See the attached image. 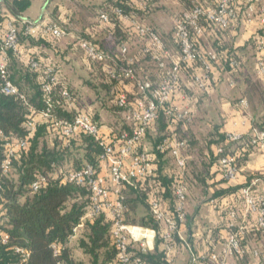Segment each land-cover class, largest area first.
Instances as JSON below:
<instances>
[{"label": "trees", "instance_id": "obj_1", "mask_svg": "<svg viewBox=\"0 0 264 264\" xmlns=\"http://www.w3.org/2000/svg\"><path fill=\"white\" fill-rule=\"evenodd\" d=\"M0 1L7 14L15 19L20 42L16 52L7 51L9 78L18 87L19 94L8 96L0 93V264H120L119 252L112 240L114 220L110 212L105 210L90 216L93 210L90 188L69 182L67 175L87 166L94 167L97 173L107 175L108 167L102 159L105 145L114 147L118 152L122 145V135L132 132L134 128L133 123L129 125L126 120L122 121L120 114L125 112L130 116L144 96L132 81L111 76L112 72L119 74L127 67V60L119 53L121 47H129V57L135 59L134 68L144 80L158 85L165 75L151 55L143 53L147 41L137 37L131 22L126 21L123 16L147 24L163 40L166 50L172 54L168 40L180 54L181 46L175 38V27L165 40V36L151 22L152 14L160 10L161 0H89L80 5L70 22L58 20V24L54 23L66 31V37L57 39L42 34L32 37L25 33L22 22L26 20L24 15L33 0ZM178 1L184 11L176 15V18L195 5L216 8L220 3V0ZM256 4L257 7L264 6V0ZM247 5L246 1L234 5L237 17L229 19L227 27H220L205 19L201 21L204 35L196 40V45L204 52L207 48L212 49L218 55V61L209 60L212 68L207 73L199 60L181 64V78L170 102L159 111L158 120L147 130L138 145L140 151H148L155 157L156 167L151 175L138 179L132 186L122 187L124 220L129 225L155 230L157 237L153 251H144L139 243H130L132 264H170V256L166 251L169 242L163 238L165 227L152 213L153 201H159L175 214V190L179 185L185 184L188 194L200 204L226 200L223 212L229 217L231 211L237 212L234 201L242 198L241 195L237 197V192L240 190L242 194L245 187L262 176L263 171L253 175L245 172L246 181L233 186L224 179L220 170V159L223 156H235L239 168L238 179L245 163L259 152L254 144L255 133L264 131V75L259 73V64L264 62V49L259 48L260 40L264 39V26H260L248 41L254 51V71L251 67L246 68L241 55L244 49L235 46L240 28L246 22ZM103 14L108 16V23L101 19ZM70 34L75 35V39L73 37V43H69L68 47L73 52L77 49L83 54L90 70V78L77 87L64 75L58 62L48 61L43 54L30 53L28 56L26 54V60L23 58L24 45L56 49L61 41L68 40ZM83 41L94 44L113 60L102 63L88 59L80 48ZM1 52L0 46V54ZM31 59L39 62L38 69L32 68ZM233 63L237 66H233ZM145 64L151 67H145ZM167 64L168 67L172 66L170 59H167ZM204 73L208 75V79L205 80V88L200 89L194 85V81L195 77ZM224 75L229 76V85L239 86L240 90L242 86V97L237 103L247 101V114L251 118L252 129L248 134L242 135L240 141L229 142L227 133L223 131L224 122L214 125L212 138L207 143L210 148L206 155L208 160H203L200 167L186 174L192 161L190 163V155L185 152L196 146L190 131L195 109L203 103L202 99L208 96L209 91ZM47 83L51 86L50 93L43 88ZM87 87L94 96L93 105L89 107H85L82 102V89ZM123 93L128 98L126 107H120L117 102ZM188 99L193 104L192 109L189 108V119H180L175 109L186 108L184 101ZM47 110L50 112L48 120L41 116ZM169 111H173V114H169ZM104 112L112 114L118 120L106 123L103 119ZM83 114L88 115L100 129L99 139L85 132L65 136L60 128L57 129L56 123L72 124ZM32 120L37 122L35 131L27 140L26 148L15 151L6 172L4 163L8 159L5 146L7 139L25 140L29 133L28 124ZM173 137L186 145L181 153L186 160V166L182 169L177 166L171 151L163 146L165 140ZM146 145L150 150L146 149ZM218 148H223L222 155L218 154ZM170 159L175 167H169ZM219 175L221 178L217 180ZM41 176L46 181L38 191H34L32 185ZM194 189L199 195L194 194ZM233 195H236L234 199ZM229 197L231 199L227 201ZM190 218L187 211L186 225ZM229 219L237 221L239 215L234 220ZM181 227L178 226L170 241L174 246L180 239ZM231 229L232 233L239 231L236 226ZM256 229L264 233L257 226ZM244 237L245 234L241 239L243 251ZM18 249L27 253L25 262Z\"/></svg>", "mask_w": 264, "mask_h": 264}, {"label": "built area", "instance_id": "obj_2", "mask_svg": "<svg viewBox=\"0 0 264 264\" xmlns=\"http://www.w3.org/2000/svg\"><path fill=\"white\" fill-rule=\"evenodd\" d=\"M244 1L248 2L246 23L251 24L257 22L263 27L264 6L257 7L256 4L261 0H255V2L254 0H220L216 8L195 5L191 10L185 11L180 17L175 19V38L181 46V53L178 56H174L166 50L163 40L147 24L141 23L136 19H131L129 16H123L126 21L131 22L137 37L147 41L143 53L151 55L158 67L165 72V75L158 85L140 78L134 68L135 59L129 57V47L127 45L121 47L119 53L127 60V67L123 68L119 74L115 71L112 72L111 76L115 79L125 78L132 81L144 96V99L138 101L136 109L129 117L133 122L134 128L132 132H126L122 135V145L118 152L114 147L105 145V153L102 159L108 167L107 175L97 173L96 169L92 166H87L80 171H71L67 175L69 182L90 188L93 200V210L90 212V216H95L105 210L110 212L114 220L112 240L118 249L120 264H132L129 253L131 242L139 243L142 250L147 251L150 249V241L157 237L155 230L129 225L124 220V205L121 196L122 187L125 185H134L138 179H143L151 175L156 167L155 157L148 151H140L138 145L141 143L147 130L158 120L159 111L170 102L173 92L181 78V64L199 60L202 62L207 73L212 68L209 60L218 61V55L214 51L204 52L196 45V40L204 35L201 21L205 19L220 27H227L229 19H235L237 17L234 5ZM119 14L123 15L121 11H119ZM7 15L0 1V46L2 49L0 54V93L10 96L18 95L19 89L9 78L7 51L16 52L20 42L19 30L14 23L15 20L10 19ZM101 19L104 23L109 22V18L105 14L101 16ZM22 24L25 26V33L32 37L42 34L62 39L67 35L66 31L60 26L41 20L32 21L26 19ZM80 48L90 60L102 63L113 60L111 56L99 51L90 42L83 41ZM259 48L264 49V39L260 40ZM167 59L171 60V67H168ZM30 64L34 69L40 67L39 62L35 59H31ZM232 65L237 66L236 63ZM206 73L195 77L194 85L200 89L205 88V80L208 79ZM259 73L264 75V62H260L259 64ZM43 88L47 93L51 92L49 83L45 84ZM117 102L120 107H126L128 105L127 95L124 93L121 94ZM240 105L243 109H248L247 101L242 100ZM175 111H178L180 119H189L191 112L189 108L182 110L176 108ZM49 113V110L42 112V118L48 120L50 118ZM168 113L173 114V111H169ZM36 125V120L29 122V133L25 140L7 139L5 146L8 151V159L4 163V170L6 172L9 170L11 158L14 156L15 151L26 148L27 140L33 135ZM56 127L57 129L60 128L65 136H71L77 132H85L99 139L101 134L98 126L86 114L77 117L72 124L56 123ZM226 137L229 142H236L242 139V135L239 133H227ZM254 144L257 145L258 151L264 155V131L255 133ZM163 146L171 151L179 168L182 169L186 166V160L182 158L181 154L186 147L185 142L173 137L165 140ZM217 152L219 155H222L224 150L223 148H218ZM220 170L224 179L228 182L236 181L239 174L236 157L231 155L223 156L220 159ZM45 181V177H39L32 185L33 190L38 191ZM263 181L264 171L260 178L255 179L249 186L242 190L241 196L244 203V217L252 214L256 215V226L264 230ZM260 186L263 187L262 192H256V189ZM175 199V214H172L168 207L159 201L155 200L152 202L153 215L165 227L163 238L166 242H169L166 245V251L169 256L175 249L174 244L170 242L173 239L174 233L178 230L179 225L183 226L187 221L188 189L185 184L179 185L176 188ZM229 217L234 220L238 217V213L231 211ZM245 232L246 228L241 227L237 233H232L222 252L219 255L214 254L211 256L212 262L215 264H228V258L235 254H242L244 251L241 246V239ZM18 252L23 254V262H25L27 260V253L20 249H18Z\"/></svg>", "mask_w": 264, "mask_h": 264}, {"label": "crops", "instance_id": "obj_3", "mask_svg": "<svg viewBox=\"0 0 264 264\" xmlns=\"http://www.w3.org/2000/svg\"><path fill=\"white\" fill-rule=\"evenodd\" d=\"M88 1L89 0H33L31 7L24 15V19L32 21L41 20L53 24H58V20L67 23L73 19L80 5L86 4ZM165 12H167V10L153 13L151 22L166 38V36L172 32V27ZM7 16L15 20L11 14ZM259 27L260 25L257 22L247 24L244 27L245 29L240 30L236 39L235 46L244 49L241 51V55L244 59L246 68L255 61L253 58L254 51L248 44V41ZM165 40H167V38ZM167 42L172 54L178 56V50L169 43L170 41L167 40ZM68 44L61 41L56 49L41 45H24L22 49L24 51L23 58L26 60L30 53L43 54L45 59L51 62H58L64 69L65 66L74 65L73 50L68 47ZM229 80L230 78L228 75L221 76L219 83H217V85L209 91L208 96L204 97L202 100L204 101L209 97V99L217 103L218 112L221 113L222 118L225 119L223 127L224 132L246 135L252 129V123L250 116L247 114L248 109H243L241 105L237 103L242 97V86L241 90L238 88L239 86L233 87L229 85ZM238 84H240V82ZM182 99H184V97ZM189 101V99L184 101L186 108H189ZM146 149L150 150V147L147 146ZM241 171L237 181L231 182L230 184L235 186L245 182V172L253 175L264 171V155L260 152L253 154L242 167ZM220 178V175L216 177L217 180ZM261 186L256 189V192H262L263 187ZM211 192H213V189H211ZM240 195L239 190V192H237V197H240ZM235 196L236 195H233L232 199H234ZM230 199L231 197H229L227 201ZM242 199L243 198L239 201H237L238 199L234 201V207L237 210L239 219L237 221H230L229 217L223 212L224 207H226V200L216 202L208 201L200 204L193 197L192 202L190 203L189 201L188 204V209L192 210L193 213L189 223L183 225L180 229V239L170 255V264H215L212 262L211 256L214 254L219 255L222 252L229 236L232 234V226H236L239 229L241 227L246 228L244 237L245 250L242 254H235L228 258L227 263L264 264V233H260L256 229V215L252 214L244 217V203ZM155 246L156 238L150 241L149 250L153 251Z\"/></svg>", "mask_w": 264, "mask_h": 264}, {"label": "rangeland", "instance_id": "obj_4", "mask_svg": "<svg viewBox=\"0 0 264 264\" xmlns=\"http://www.w3.org/2000/svg\"><path fill=\"white\" fill-rule=\"evenodd\" d=\"M159 9H160L159 11L167 10V12H165V15L168 16L167 18H169L170 20L169 23H171V27H172L171 31L173 32L174 27H175V24H174L175 23L174 20L176 18L175 16L181 13L182 11H184L182 4L178 0H161ZM247 24L248 23L243 22L240 30L245 29L244 27ZM73 37L75 39V35L70 34L68 40H64V43H67V44L71 42L73 43V40H74ZM206 50L213 51L212 49H209V48H207ZM72 55L74 59V65L73 66L71 65L68 67L65 66L62 72L64 73L65 76L68 77L69 81L72 82L77 87V86H80L82 83H84L85 80L90 78V74H89L90 70L83 59V54L79 50L76 49L74 52H72ZM146 66H148L149 68L151 67L149 66V64H145V67ZM248 67H251L252 71L255 70V66H253L252 64H249ZM137 74L140 78H143L139 71L137 72ZM82 93H83L82 102L85 104V107L92 106L93 105L92 102L94 99L92 91L87 87L85 89H82ZM192 105L193 104H189L190 109H192ZM218 110L219 109H217V103L209 99V97L206 98L203 101V103H201V105L197 107V109H195L196 114L190 126L191 127L190 131L192 132L195 138L194 141H196V146L191 151L185 152L190 155V160H189L190 163L192 161V166L188 168V172H186V174H189L194 169L200 167V163L203 160L205 161L208 160L206 155L209 152L210 148L207 145V143L212 138L211 133L213 130V126L216 124H221L225 121V119L222 118L221 113H219ZM120 117L122 121L126 120V122L129 125L133 123L129 118L130 116L126 114L125 112H122L120 114ZM103 119L106 123H112L118 120V119L113 118L112 114H108L106 112L103 113ZM191 139H192V136H191ZM168 165L169 167H175L172 159H170ZM194 194L196 196L199 195L198 191H196L195 189H194ZM192 200H193V196L189 193L188 194V204H189V201L191 203ZM187 211L189 213L188 215L191 216L193 211L188 209V205H187Z\"/></svg>", "mask_w": 264, "mask_h": 264}]
</instances>
